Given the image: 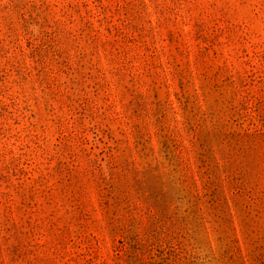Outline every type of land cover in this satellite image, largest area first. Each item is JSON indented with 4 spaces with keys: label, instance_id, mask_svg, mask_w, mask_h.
<instances>
[{
    "label": "rangeland",
    "instance_id": "obj_1",
    "mask_svg": "<svg viewBox=\"0 0 264 264\" xmlns=\"http://www.w3.org/2000/svg\"><path fill=\"white\" fill-rule=\"evenodd\" d=\"M48 4L0 0V264H264V0Z\"/></svg>",
    "mask_w": 264,
    "mask_h": 264
},
{
    "label": "trees",
    "instance_id": "obj_2",
    "mask_svg": "<svg viewBox=\"0 0 264 264\" xmlns=\"http://www.w3.org/2000/svg\"><path fill=\"white\" fill-rule=\"evenodd\" d=\"M100 3H101L100 6L103 9L106 8L105 6H102L103 5L102 2H100ZM40 4H41L40 5V8H42V13H40L38 15H36V11H37L36 8L34 9L35 11L27 10V11H24L23 13H19L20 14L19 15L20 17H19L18 21L21 22V23L23 22V25L25 26V31L27 32V34L31 33L30 30L28 31L29 28H31V31H32L34 29V27H40L42 29L45 26L51 27L50 24H49L50 23L49 22V17L47 15V13H45L48 10V7L47 6H49L48 0H40ZM67 9H68V12H71L74 9V6L72 4H69ZM70 14L71 13H69V16L72 18V15H70ZM41 17L44 20V22H41L40 21L39 18H41ZM150 23H152V20H150ZM115 29H117V27ZM42 33L43 32L40 31L39 36H41ZM92 33H93V36H97V33H99V30L92 29ZM51 36H52L51 33L49 31H46V34L42 38L43 39L42 41H46L48 43L52 42L53 41V38ZM187 36L188 35L186 34V36H185V42H186V45L188 46L189 42H188ZM199 38H200V35H199ZM35 39H37V37H35ZM204 40H207V39H204ZM39 45L42 46L43 44L40 42ZM32 50L33 51H31L32 52L31 53V58H33V56L38 53V49L37 48H33ZM54 54L59 57L61 55V52L59 50H54ZM188 57H189V61H191L190 60V53L188 54ZM41 60H42V62H44L42 56H41ZM25 65L27 66L26 59H25ZM61 66H63V67H61V68L64 69L63 71L66 72L67 69L70 68L69 67L70 66V63H68V61L64 60L62 62V64H61ZM92 79H93V77L90 74L89 75L83 74V80H84V82L81 83V90L82 91H85V89H87V88L95 89V91H97V87L96 86H98V85H97V83L96 84H93L92 83ZM166 86H167V89H168L169 97H171V92H170L171 85L167 84ZM184 86L185 85H183V84L180 86V88L182 89V94H180L178 91H176L175 92V96H176L177 100L180 102L181 107H183V109H186L187 108V105L189 103V99L188 98L184 99V96L186 95V89H185ZM88 99L89 98L87 97V94L85 93V98H84V101L85 102H81L80 103L81 104V107L84 108L85 107L84 104L85 105H88V103H89V100ZM197 129H198V126H196V125L192 129V132H193L195 138H197L196 137L197 136L196 135L197 134ZM204 145L205 144L200 143V147H204ZM204 167H206V162H203V165L199 166V168H204ZM209 178H210V176H209ZM225 179H226V177L223 179V181ZM240 180L241 179L239 178L237 182H240ZM105 203H106V205H108V201H106Z\"/></svg>",
    "mask_w": 264,
    "mask_h": 264
}]
</instances>
